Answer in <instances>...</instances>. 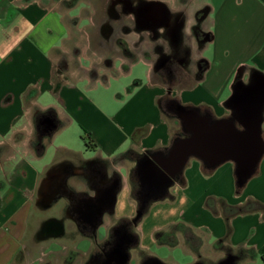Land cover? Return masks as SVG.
<instances>
[{"label":"crops","instance_id":"obj_1","mask_svg":"<svg viewBox=\"0 0 264 264\" xmlns=\"http://www.w3.org/2000/svg\"><path fill=\"white\" fill-rule=\"evenodd\" d=\"M201 1L192 13L195 20L197 12L205 8V29L210 35L202 46L196 41L192 47L189 45L197 51L189 52L187 72L177 77L167 73L164 86L154 80L156 73L145 58L134 62L128 71L119 69L114 75L99 68L100 63L110 66L106 56L78 55L79 43L85 42L83 37L71 35L70 27L79 30L78 24L70 25L65 19V13L73 8L63 7L61 0H0V264L57 263L55 257L53 261L51 257L45 260L61 244L54 235L44 238L52 233L51 223L40 233L39 230L43 221L58 217L66 201L44 203L41 187L46 180L49 186L53 185L55 170L60 166L77 167L84 162L89 163L92 174L101 169V164L106 165L108 175L114 171L118 174L111 206L95 234L97 241L107 237V228L113 221L136 218L143 206L141 216L134 221L136 244L127 245V253L137 248L148 255L146 238L157 242V232H168L182 223L199 240L196 252L186 244L195 262L204 256L202 251L207 245L222 252L220 261L264 264L261 213H241L226 219L205 205L209 197L224 199L231 205L247 199L264 204V155L239 193L235 191L232 161L204 171L202 161L195 157L187 160L176 181L163 194L143 200L138 193H131V174L139 169L141 160L150 161L156 154L166 153L175 140L176 121L161 112L160 98H176L178 103L173 109L181 103L198 107L212 119L228 117L231 107L226 100L232 94L236 75L245 84L253 71L264 75V0H231L229 4L217 0L211 7ZM211 12L217 17L213 31L208 25ZM194 22L190 20L189 32ZM235 25H242L245 31ZM100 32L98 37L107 41ZM137 64L145 67V84L135 86L128 92L129 99L121 101L113 111L105 102L84 96L83 90L92 92L99 86L107 89L111 79L133 74ZM76 128L82 134L90 133L92 147L85 146L89 156L68 142ZM37 131L44 145L41 153L31 145ZM83 179L80 174L75 178L81 181L75 184L78 190L85 188ZM125 194L130 200L127 211L120 206ZM46 210L53 213L47 214ZM100 230L104 231L103 238ZM77 235L71 245L72 249L78 248L80 257L71 263L82 264L91 255L94 240L87 233ZM81 240L91 244L79 248ZM45 243L50 249L46 250Z\"/></svg>","mask_w":264,"mask_h":264},{"label":"flooded vegetation","instance_id":"obj_2","mask_svg":"<svg viewBox=\"0 0 264 264\" xmlns=\"http://www.w3.org/2000/svg\"><path fill=\"white\" fill-rule=\"evenodd\" d=\"M157 2L159 1L107 0L108 9L104 10L105 15L100 24V33L108 38L112 24L117 21L122 30V35L117 37L120 41L126 43V36L133 32L137 38L136 41L141 42V40L148 39L154 44L163 42L164 46L157 49L156 74L158 72L165 78L167 73H170V76L177 77L187 72L188 55L191 50L184 35L185 12L182 9L170 11L167 8L166 12L161 11L162 5ZM199 28L201 25L195 21L190 27V33L195 35L197 45L202 46V40L199 39L197 33ZM253 82H255L254 79L246 87L251 86ZM173 105H168L171 111H174ZM141 161L140 164L144 163L145 159ZM88 165V162L77 167L62 165L55 170L52 186L48 185L47 180L44 181L41 187L44 203L50 200L59 202L63 199L66 202L58 217L43 221L39 233L49 223H51L52 233L44 237L46 239L54 235L61 241L78 233H87L92 236L94 244L91 255L82 264H119L124 248L127 245L136 244L137 239L133 234V229L137 217L113 221L107 228V237L102 241L96 240L95 234L104 223L102 216L108 213V208L111 206L112 192L118 174L114 171L108 175L105 164H101V169L96 174H92ZM78 174L80 177L83 175L84 178L83 187L85 188L83 190H78L75 186L76 183L81 182L75 180ZM133 179L140 184L139 198L147 199V190L140 167L131 174V180ZM76 249L70 251L68 263L80 257V252L78 248ZM155 259L154 256L144 255L137 264L156 263ZM161 263L164 262L161 261ZM197 263L200 262L197 261Z\"/></svg>","mask_w":264,"mask_h":264},{"label":"rangeland","instance_id":"obj_3","mask_svg":"<svg viewBox=\"0 0 264 264\" xmlns=\"http://www.w3.org/2000/svg\"><path fill=\"white\" fill-rule=\"evenodd\" d=\"M162 1V2H161ZM209 7L213 3H217V0H204ZM221 0H219L220 2ZM231 0H226V4H229ZM48 2V1H47ZM224 0H222V3H225ZM159 5H162L161 11H167L166 8L170 11L176 10V9H182L185 12V24H184V35H185V41L188 42V44L192 47V45L195 43V35L189 32V22L190 20L197 21L198 24H202V30L199 28L197 29V33L199 35V39L204 41L206 38L209 37L210 33H206L205 29V19H206V11L205 8L202 9V11L197 12L196 18L194 20V14L192 13L195 9H197L199 6H201L202 1L201 0H160ZM233 3V0H232ZM61 4L63 7H70L73 8L72 11L68 14L65 13V19L69 21V24H78L79 30H76V27L72 26L70 27L71 35H76L78 38H82L85 43H79L77 48V54L81 55L84 53V56L89 57H102L106 56L108 60V64H110L109 67L104 66L103 63H100L99 68L101 70H107L111 74H117V71L120 69L121 71H128L134 62L138 61L140 58L147 59L148 62H150V67L152 66V70L156 73V62L158 58V50L160 47H163V42L155 43L150 42L148 39H144L140 41H136L137 38L135 37V34L133 32L129 33L128 36H126L127 40L126 43L123 41H120L117 39L120 35H122V30L120 29L117 21L112 24V28H110V31L108 32V40L104 41L101 40L100 37H98L99 32L101 31L100 24L102 23L104 19L105 9H108V3L107 0H61ZM166 6V7H165ZM165 7V8H164ZM164 8V10H163ZM69 14L71 16H69ZM210 19L208 22L209 29L213 31V29H216L214 27V20L217 19L216 15L211 12L210 13ZM163 17V15H162ZM200 22V23H199ZM211 26V27H210ZM235 27H239L236 26ZM234 27V28H235ZM243 32L245 31L244 27L240 25L239 27ZM228 29V25H227ZM201 31V32H200ZM234 40V39H233ZM136 41V42H135ZM82 46V47H81ZM83 47L86 49H83ZM85 50V52H84ZM191 52H195L197 50L191 49ZM193 56V53L192 55ZM105 58V59H106ZM96 63V62H95ZM96 65V64H95ZM106 74V73H104ZM105 75H103L104 77ZM145 67L143 65L137 64L134 67L133 74H127L125 76H120L117 79H111V86L109 88H103L102 86H99L98 89L92 91V92H85L83 90V94L88 99L97 100L99 99L101 102H105L106 105L111 107V110L113 111L116 107H118L121 104V101H127L128 98V92H131L134 90L133 88H136L139 86L138 84H145ZM250 76H248L249 79ZM154 80L159 84H165L164 83V77L161 76V74L157 72V74H154L153 76ZM241 78V76H240ZM136 86V87H135ZM165 86V85H164ZM126 88V89H125ZM168 88H170L168 86ZM171 89V88H170ZM134 92V91H133ZM189 97V96H188ZM136 98V96L134 97ZM133 98V99H134ZM173 121H176V125L174 127L175 130H178L181 125L175 116L172 117ZM262 128L264 130V119L262 123ZM82 133L79 131V128H76L75 131L72 130V135H69L68 142L72 148L75 150H79L81 152H84L86 156H89L88 153H86L85 143L81 138ZM34 142L35 138L31 141V145L34 148ZM64 151L61 150V153L63 154ZM49 157V156H48ZM53 155L51 153L50 158L52 159ZM49 158V159H50ZM121 208H123L125 211L130 209V200L125 194V198L120 203ZM47 214L53 213V210H46ZM136 227V226H135ZM166 238H173L172 235H174V238L177 240V245L174 247H170L167 245L159 244L152 240V237L146 238L145 245L146 247V253L150 256H154L162 260L165 264H193L197 263L195 262V259L189 250V248L186 246V241L184 238V235L181 231L175 230L174 228H171L167 234H165ZM100 238H103L104 231H99ZM78 238V235H74L72 237H66L62 239L60 242V245L55 246L56 252L48 253L45 257H51L50 260L53 261V257L56 258L57 263H48L45 261V263L42 264H74V263H68L69 262V254L72 250V245ZM84 243V244H83ZM91 243L85 242V241H79V248L87 247ZM46 246H48L47 243H45ZM53 246V245H52ZM53 246V247H54ZM76 246V245H75ZM50 249V246L46 248V250ZM143 251L137 250V248H132L131 253L129 251V259L126 264H137L138 261H140L141 258H143L144 254ZM204 256H201V259H197L198 262L201 264H217L220 259L222 252L216 250L214 247H208L207 245H204L203 251ZM52 255V256H51ZM63 261V262H61ZM61 262V263H60Z\"/></svg>","mask_w":264,"mask_h":264},{"label":"water","instance_id":"obj_4","mask_svg":"<svg viewBox=\"0 0 264 264\" xmlns=\"http://www.w3.org/2000/svg\"><path fill=\"white\" fill-rule=\"evenodd\" d=\"M254 81L251 86H239L228 117L212 119L198 107L175 105V114L187 134L173 140L166 153L156 154L154 160L145 159L139 165L148 197L163 194L176 181L190 157L210 168L232 161L239 185H244L255 174L264 155V75H257ZM139 216L141 210L137 211V218ZM127 261L128 253L123 250L119 264ZM155 262L149 264H164L158 258ZM217 264L234 263L227 259Z\"/></svg>","mask_w":264,"mask_h":264},{"label":"trees","instance_id":"obj_5","mask_svg":"<svg viewBox=\"0 0 264 264\" xmlns=\"http://www.w3.org/2000/svg\"><path fill=\"white\" fill-rule=\"evenodd\" d=\"M260 73L258 71H253L250 74L249 77V82L247 84H245L241 78L240 75L237 74L234 81H233V91L232 94L228 97V99L226 100V104L229 107H233V96L236 93V91L238 90L240 85H248L252 79H254L257 75H259ZM159 105H160V109L161 112L167 116V117H173L175 116V114L173 113V111H171L168 107V105L171 104H175L178 103V100L176 98H169V97H162L160 98L159 101ZM207 112H210L208 109H206ZM52 132V131H51ZM186 135L185 131L182 129V127H180L178 130H175L173 133V139L178 138L179 136H184ZM264 135V132H263ZM82 140L85 143V146L87 148H91V140H90V133L87 131H84L82 136H81ZM34 148L37 150L38 153H41L44 145H43V141L41 139V136L38 134V131L36 132L35 135V142H34ZM167 151V149H166ZM203 170H210V168L204 163L201 162ZM133 177V175H132ZM179 183L182 184L183 182L181 181V176L178 177ZM133 183V187L131 189V193L133 195H136V193H138V187H136L135 183V179L131 180ZM244 185H239L237 182H235V191L237 193H239L241 191V189L243 188ZM205 205L207 208H209L213 213L218 214L221 213L226 219L237 215V214H241V213H248V212H253V211H258L261 213L262 218L264 219V204L261 203L258 200L255 199H247L245 202H243L242 204L239 205H231L229 203H227L224 199H215L213 197H209L206 202ZM142 210V209H139ZM143 210L141 211L142 214ZM175 230L181 231L184 235L185 241L186 243L189 245V247L196 252L198 250L199 247V240L198 238L192 233L191 229L188 228L187 226L183 225L182 223H179L177 225H175L173 227ZM230 230V227L228 226L227 229V234L228 231ZM165 234H167V232H157L155 234V239L157 241V243L159 244H165L168 246H174L177 244V240L174 238V235H172L173 238L169 239L166 238L164 236H166ZM218 244L215 245V247H217ZM261 259L264 263V250L261 254Z\"/></svg>","mask_w":264,"mask_h":264}]
</instances>
